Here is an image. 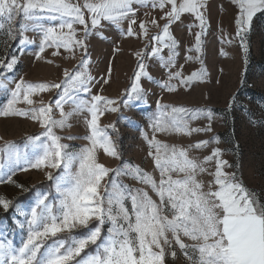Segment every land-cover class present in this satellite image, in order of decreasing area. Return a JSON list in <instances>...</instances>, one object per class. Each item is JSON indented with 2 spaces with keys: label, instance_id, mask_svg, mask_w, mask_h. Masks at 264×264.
I'll return each mask as SVG.
<instances>
[{
  "label": "snow or ice",
  "instance_id": "1",
  "mask_svg": "<svg viewBox=\"0 0 264 264\" xmlns=\"http://www.w3.org/2000/svg\"><path fill=\"white\" fill-rule=\"evenodd\" d=\"M236 9L235 36L225 42L238 41L245 63L250 52L253 21L264 15V0H228ZM207 0H0V45L6 55L0 57V91L7 94L0 105V117H24L39 123L42 131L26 137L27 143L0 137V153L7 155L10 165L0 163V183L14 184L18 171H44L51 182L46 190H38L32 204L17 208L23 220L13 216L20 229L9 234L0 224V264H175L179 255L187 264H264V197L243 182V165L223 158V151L213 148L203 159L189 156V148L202 150L220 137L200 140L189 148L168 145L157 139V133L191 136L212 132L211 109H191L155 101V110L147 117V128L132 116H122L135 128L148 146L147 156L159 173L157 179L139 165L123 159L118 142L108 131L117 132L116 124L102 127L100 118L106 113L144 106L147 112L149 93L143 87L146 79L167 93H178L193 87L208 77L202 59L203 37L209 29L205 14ZM141 8L158 9L159 20L150 23L159 29L149 36L148 22H137ZM190 14L198 23L194 47L199 55H186L185 61H198L201 67L185 76L183 65L177 66L179 42L172 26ZM147 15V12L145 13ZM127 23V27L123 25ZM107 30L117 38L144 37L145 48L134 53L137 64L130 82L118 97L93 93L97 85L111 83L112 65L105 74L93 76L90 71L92 38L108 40ZM39 35L36 59H43L47 49H64L72 58L81 59L71 71H64L60 83H33L9 80L7 72L19 63L8 53L9 42L25 45L36 43L26 33ZM115 51L116 42L111 41ZM167 49V56L163 51ZM220 55L228 53L221 50ZM157 58L165 69L166 79L155 80L148 71L146 59ZM51 63L52 61H47ZM14 83V87L9 84ZM52 89L56 98L35 107L33 97ZM20 103L30 107L21 109ZM237 103L233 96L230 111ZM65 105L70 110L65 111ZM59 111V118L54 112ZM74 116H83L87 132L83 137L61 136L57 129L71 127ZM207 119L204 127L192 128L189 120ZM250 123H257L255 119ZM84 139L88 143L76 146L64 140ZM238 153L239 144L234 145ZM121 163L109 168L98 161V153ZM214 170L209 171L208 165ZM207 175L209 180L202 177ZM128 177L143 187H132L120 179ZM12 201L0 196V207L7 211ZM188 241H191L189 243Z\"/></svg>",
  "mask_w": 264,
  "mask_h": 264
},
{
  "label": "rangeland",
  "instance_id": "2",
  "mask_svg": "<svg viewBox=\"0 0 264 264\" xmlns=\"http://www.w3.org/2000/svg\"><path fill=\"white\" fill-rule=\"evenodd\" d=\"M208 6L204 10L209 20V29L203 37L202 59L207 68L208 77L205 81L197 82L192 88L185 91L180 89L178 93H167L162 91L158 85L149 82L146 79L142 81L143 87L149 93L147 103L152 106L151 110L145 111L143 105L129 109H122L120 113H106L100 118L102 127L115 123L117 132L108 131L113 139L118 142V146L123 154L125 161L139 165L148 173L157 179L158 171L155 170L151 158L147 156L148 146L140 137L139 132L128 125L122 119V116H132L139 124L147 128V117L155 110V101L161 99L163 103L174 106H184L191 109H211L213 112L212 132L193 133L188 135L157 133V139L168 144L189 148L200 140H207L215 136L220 137L219 143H211L208 148L198 150L189 148V156L192 158L203 159L210 154L213 148L219 147L223 151V158L232 162L236 160L243 165V182L249 189L256 190L264 197V15H258L253 21L252 31L249 37L250 52L245 63L243 50L238 41L233 40L231 44L225 42L235 36L234 17L236 9L231 6L228 0H207ZM147 12V15L145 13ZM162 13L156 9L141 8L137 14V22L144 20L148 22L147 27L149 36L157 34L159 29L150 23L152 18H156L162 25L163 20H159ZM182 22H177L172 26L173 36L179 42V55L177 57V66L173 71L183 65L181 71L185 76L193 71L200 69L201 64L198 61H185L186 55H199L195 51L188 53L187 49L194 47L195 33L199 31L198 27H189L193 23H198L190 14L182 15ZM127 27V23L123 25ZM26 35L36 41V43L20 47L19 44L9 42L8 53L15 54L19 63L14 70L7 72L9 80L19 81L21 78L28 82L39 83H60L64 79L65 70H73L80 62L81 56L77 52L75 58L64 49L59 50V55H53L56 49L49 48L43 54V59H36L35 53L38 50L39 35L28 32ZM108 40L98 38L91 39L90 71L93 76L100 77L105 74L109 64L112 65L111 83L109 85H97L93 88V93L115 98L123 92L128 86L133 71L136 68L137 59L134 55L136 51L143 50L148 40L144 37L119 39L112 30L104 32ZM115 41V47L120 49L115 51L111 41ZM223 50L228 55H220ZM168 50L163 51L167 56ZM6 55L3 46L0 45V57ZM47 61H52L48 63ZM148 65L149 73L155 80L166 79L165 69L160 66L157 58H149L145 61ZM14 83L9 87H14ZM57 90L52 89L47 92L39 93L33 97L35 107H39L41 102L49 104L56 98ZM236 96L237 103L229 111L228 105L230 99ZM7 94L0 91V105L6 103ZM17 107L27 109L30 106L26 103H20ZM70 110V105H65V111ZM55 118H59V111L54 112ZM255 119L257 123H250ZM208 124L207 119L189 120V126L192 128L204 127ZM71 127L63 130L57 129V134L61 136L83 137L86 132V125L83 116H74L71 120ZM42 131L38 122L24 117H0V137L6 141H12L17 146H23L27 143L26 137L39 134ZM64 143L76 146L85 145L88 142L84 139L64 140ZM3 143V141H0ZM239 144L238 153L234 150V145ZM98 161L109 168H116L121 161L105 155L102 151L98 153ZM0 163L7 168L10 161L7 155L0 153ZM209 171L214 170V165L209 164ZM205 181L210 177H202ZM123 183L132 187H143L135 180L128 177L120 178ZM14 180L22 184L24 191L14 184L0 183V196L12 201L9 209L5 211L0 207V214H8L7 217L0 218V224L5 227L9 234L15 232L16 242H19L20 229L13 223V216L17 220H23L21 210L32 204L35 194L38 190H46L51 182L46 178L44 171L30 169L29 171H18ZM28 196L25 200L18 201V198ZM191 243V241H188ZM175 264H187L185 257L179 255Z\"/></svg>",
  "mask_w": 264,
  "mask_h": 264
},
{
  "label": "trees",
  "instance_id": "3",
  "mask_svg": "<svg viewBox=\"0 0 264 264\" xmlns=\"http://www.w3.org/2000/svg\"><path fill=\"white\" fill-rule=\"evenodd\" d=\"M28 196H22V197H20V198H18V201H23V200H25V198H27ZM8 216V214H0V218L1 217H7Z\"/></svg>",
  "mask_w": 264,
  "mask_h": 264
}]
</instances>
